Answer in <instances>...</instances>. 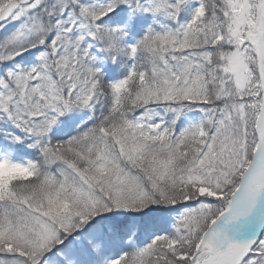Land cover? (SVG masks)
Masks as SVG:
<instances>
[{"label": "snow or ice", "instance_id": "obj_1", "mask_svg": "<svg viewBox=\"0 0 264 264\" xmlns=\"http://www.w3.org/2000/svg\"><path fill=\"white\" fill-rule=\"evenodd\" d=\"M0 264H264V0H0Z\"/></svg>", "mask_w": 264, "mask_h": 264}]
</instances>
